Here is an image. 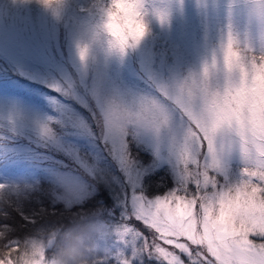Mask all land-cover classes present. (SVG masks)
<instances>
[{
    "label": "snow or ice",
    "instance_id": "1",
    "mask_svg": "<svg viewBox=\"0 0 264 264\" xmlns=\"http://www.w3.org/2000/svg\"><path fill=\"white\" fill-rule=\"evenodd\" d=\"M38 2L52 8L62 0ZM226 40L230 49L241 43L231 26ZM243 43L246 64L239 86L226 75L222 83L205 87L197 115L179 106L150 72L146 91L111 82L99 69L90 77V68L81 65L78 76L47 85L61 98L49 96L55 115L37 121L44 149L38 163L54 169L66 208L82 218L102 217L105 209L99 197L93 199L95 183L110 177L120 189L119 222L112 223L116 211L107 208L111 239L96 257L98 264H145L146 259L158 264H264V38L259 48L247 37ZM157 99L179 111L176 121L162 129L156 126L163 115L155 109ZM66 100L79 102L89 115ZM149 112L151 122L145 119ZM142 153L147 155L141 158ZM234 157L241 161L238 171L232 167ZM162 169L172 177L170 188L163 178L156 179ZM152 180L157 189H166L163 194H150ZM21 196L19 185L0 184V204ZM133 219L151 236L132 225ZM10 230L0 225V264H38L30 256L53 260L63 231L52 228L19 241L8 238Z\"/></svg>",
    "mask_w": 264,
    "mask_h": 264
},
{
    "label": "rangeland",
    "instance_id": "2",
    "mask_svg": "<svg viewBox=\"0 0 264 264\" xmlns=\"http://www.w3.org/2000/svg\"><path fill=\"white\" fill-rule=\"evenodd\" d=\"M90 1L79 0L75 12L69 10V15L61 11L57 15L50 9H43L37 17L30 18L29 0L28 2L0 0V58L12 63L16 69L20 67L21 71H17L21 75L18 77H23V81L31 84L32 81L39 80L41 83L47 80L50 84L69 74L78 76L80 63L76 55V41L86 34L99 17V9L90 7ZM162 6L171 10L169 26L161 28L153 23V34L123 64L118 61L106 63L101 60L92 65L89 76L93 77L99 69L101 75L106 76L111 82L125 88L146 91L150 88L147 82L149 72L157 80L170 83L183 79L193 70H199L203 61L226 39L230 26L231 31L238 37L258 41L259 29L249 23L247 0H183L182 5L178 0H165ZM65 9L72 8L65 4L63 10ZM72 14L78 17V21L71 25L69 40L64 42L61 40V24H66ZM26 16L31 20H27ZM43 63L45 67L53 68V72L50 73L54 77L50 73L48 76L36 77L34 73L39 69V65L43 66ZM10 70V65L5 66L4 71L0 68V122L4 124L0 127V152L9 159L15 170L9 171L0 167L2 182L0 184L15 185L22 179H26L29 185L39 182L28 189L30 194L27 193L26 197L28 203L31 199L53 200V194L60 200L62 187L51 185L60 182L54 169L51 166L42 167L38 163L42 159L40 153L44 149L37 121H44L51 114L45 112L46 103L41 105L37 98L28 99L4 87L10 83L15 85L17 80ZM39 95L48 98L44 93ZM65 102L80 114L88 115L87 109L79 102L75 100ZM24 130H28L31 137H28ZM53 155L65 163H72L61 153ZM62 155L65 158H62ZM240 166V159L234 157L233 170L238 171ZM24 172L27 176L23 174ZM166 180L168 179H165L168 184L169 181ZM169 184L168 188L173 186L171 175ZM1 222H5V219L0 218V225H4ZM131 223L140 224L139 230L151 236L143 224L134 219ZM42 235L39 233L30 237L38 238ZM161 246L173 250L172 246L164 245L163 242Z\"/></svg>",
    "mask_w": 264,
    "mask_h": 264
},
{
    "label": "clouds",
    "instance_id": "3",
    "mask_svg": "<svg viewBox=\"0 0 264 264\" xmlns=\"http://www.w3.org/2000/svg\"><path fill=\"white\" fill-rule=\"evenodd\" d=\"M165 0H102L99 5V17L89 27L86 34L76 41V55L81 66L91 68L93 64L118 61L123 64L136 53L153 34V23L161 28L171 24V10L162 6ZM183 4V0H178ZM67 0L54 4L52 8L60 13ZM249 5V23L259 29L258 41H252L257 48L264 38V0H247ZM59 15V14H58ZM234 34V33H233ZM235 35V34H234ZM233 43L231 49L225 39L218 48L207 57L199 70L191 71L183 79L163 82L164 91L176 99L179 106L187 112L197 115L196 104L205 87L223 82L226 75L238 87L241 72L246 64L243 39ZM157 112L163 113L156 123L164 128L174 123L179 116L176 106L166 105L158 99L154 101ZM152 113L145 115L151 122ZM24 192L21 189V195ZM110 229L99 216L85 217L63 230L56 244V255L51 261L43 256H30L38 264H98L96 257L103 253L110 242Z\"/></svg>",
    "mask_w": 264,
    "mask_h": 264
},
{
    "label": "trees",
    "instance_id": "4",
    "mask_svg": "<svg viewBox=\"0 0 264 264\" xmlns=\"http://www.w3.org/2000/svg\"><path fill=\"white\" fill-rule=\"evenodd\" d=\"M78 1L79 0H67L66 5L71 6L72 9H65V10L62 9L61 12L64 13L65 15H67L69 10L74 11L76 9ZM101 2H102V0H91L89 2V4H90V7L93 6L95 9H99V5L101 4ZM83 5H86V4H83ZM28 8H29L28 11H30L28 13L30 18L33 16L37 17L38 14L43 11V9L46 10V8H44L38 2V0H29ZM30 18L27 17V20H31ZM35 20H37V19H35ZM77 21H78V17L73 16V14H72L71 19L69 21L67 20L66 24H63V23L61 24V27H62V29H61V32H62L61 40L62 41L66 42V40H69L70 30H72L71 25L75 24ZM29 36L30 35H28V37ZM53 40L55 41V38H53ZM54 41H52V42H54ZM32 42H33V40H32ZM9 65L11 66L10 73L14 74L15 78L18 80L17 81L18 84H16L17 85L16 89L11 84L6 85L4 87L9 89V90H12L14 92L16 91V93L20 92L23 95L26 94L27 97H32L35 99L37 97H39V96H35V95H32V96H30V95L36 94L35 88H37V89L44 88V90H45L44 85H47L48 81L46 80L45 83L39 82L40 80L35 81V82L32 81L33 84H31L30 82H25V81H23V77L22 78L18 77L19 75H21L18 73V71H21L20 67H17V69H16L12 63L5 62L2 58H0V68L2 71H4L5 66L9 67ZM38 68L39 69H37V72L34 73L36 75V77L48 76L50 71L53 72V68L52 67H50V68L45 67V63H43V66L39 65ZM22 70H24V69L22 68ZM51 75L53 76V74H51ZM23 83H26V84H23ZM28 83L30 85H28ZM46 88H48V87H46ZM48 89H50V88H48ZM47 92H49V93H47L49 96L56 94L52 90H47ZM38 100L39 99H37V101ZM50 114L55 115L53 113H50ZM88 115H89V113H88ZM24 132L28 137H31L30 133L28 134V132H29L28 130H24ZM146 155L147 154L142 153L141 158H144ZM62 158H65V157L62 155ZM148 159H150V157H148ZM145 162H147V160ZM113 171H116L115 168H113ZM116 175H119L118 171L116 172ZM160 178H163L164 180L167 178L168 180H166V181L170 182V175L167 174V172L163 169L161 170L160 173H158V175L156 177V179H160ZM109 181H110V177L107 180H101V181L95 183V187H94L93 192L96 193V196H94L93 199L95 200L96 197H99V201H98L99 206L102 207L103 209H105V214L101 217L104 221L109 220L106 209L107 208H113L116 211V217L112 220V223H118L120 210L118 211L117 203L119 200L118 193H119L120 189L115 184H112ZM27 182L28 181L26 179H22V180H19L17 183H15V185H19L24 192V194L21 197L14 198L10 202H5L4 204H0V218L5 219V222H1V223L9 225L10 229H11V233H9V236H8L9 239L25 241V240L31 238L30 236H32V235H38L39 233L44 234V233L50 231L52 228H62V230H65L68 227H70L71 225L75 224L76 222H78L79 220L82 219V216L79 213L70 211L68 208H66V206H65L66 201H64L62 199L59 200V198H57L58 196L56 197L55 194H53V197H54L53 200H44L43 198L41 200H37V199L32 200L31 199V201H29V203H28L26 200V197L29 194V192H28V189H29L28 185L29 184ZM169 182H168V184H169ZM150 183L152 184V187L149 189L150 194H154V192H156L157 194H163L164 191L166 190L165 188L157 189L156 185H155V180L150 181ZM38 184H39V182H36L35 184H31V185H38ZM168 184L166 183L167 187H168ZM7 185L12 186L13 184L9 183ZM51 185L61 187L60 182H55ZM76 207L82 208L83 206L77 204ZM92 211H96V209H93ZM6 219H7V221H6ZM139 223H141V222H139ZM139 225L140 224H138V223L134 224V226L136 228L140 229ZM48 255L52 256L53 251L49 250ZM145 264H158V263L155 262V260H147L146 259Z\"/></svg>",
    "mask_w": 264,
    "mask_h": 264
}]
</instances>
